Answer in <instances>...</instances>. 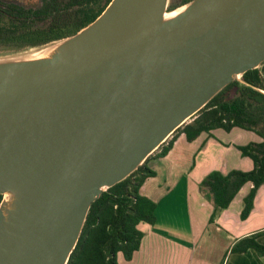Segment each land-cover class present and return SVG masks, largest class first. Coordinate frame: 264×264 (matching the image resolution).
<instances>
[{
    "label": "water",
    "instance_id": "95a60500",
    "mask_svg": "<svg viewBox=\"0 0 264 264\" xmlns=\"http://www.w3.org/2000/svg\"><path fill=\"white\" fill-rule=\"evenodd\" d=\"M168 7L112 0L0 59V264H68L93 203L264 63V0Z\"/></svg>",
    "mask_w": 264,
    "mask_h": 264
},
{
    "label": "trees",
    "instance_id": "16d2710c",
    "mask_svg": "<svg viewBox=\"0 0 264 264\" xmlns=\"http://www.w3.org/2000/svg\"><path fill=\"white\" fill-rule=\"evenodd\" d=\"M173 10V7L168 9ZM25 13L21 23L9 26L0 24L1 51L18 52L41 48L66 39H61L59 35L43 39L36 36L35 32H29L27 28H30L35 15L33 11ZM242 79L245 84L236 81L227 86L199 112L193 122L179 128L174 137L165 142L137 171L104 192L93 203L68 264H119V254L126 261L132 260L144 238L140 225H153L156 222L157 203L141 193L147 180L156 177V172L148 167V163L152 158L163 159L168 156L178 136L182 134L192 143L202 134L212 136L215 130L231 132L239 128L253 132L262 139L260 143L237 146L243 157L252 160L251 171L233 170L228 174L213 171L200 184L201 193L214 204L210 223H214L230 207L244 186L251 184L241 213L242 220L249 218L257 193L264 185V94L261 92L264 91V63L258 69L248 71ZM263 235L264 231L240 239L231 252L245 254L254 250L258 256L264 257V245L259 242Z\"/></svg>",
    "mask_w": 264,
    "mask_h": 264
},
{
    "label": "crops",
    "instance_id": "0c3cea01",
    "mask_svg": "<svg viewBox=\"0 0 264 264\" xmlns=\"http://www.w3.org/2000/svg\"><path fill=\"white\" fill-rule=\"evenodd\" d=\"M243 132L254 134L239 128L231 132L219 129L212 136L202 134L192 143L182 134L168 156L150 160L148 167L156 177L147 180L141 193L157 203L156 222L140 225L144 232L140 250L130 261L119 254V264H264V257L254 250L231 252L240 239L264 231V185L246 220H242L241 213L251 184L242 188L214 223H210L214 204L200 191L201 182L213 171L228 174L241 167L246 172L253 169V162L251 166L237 146L260 143L262 139L257 136L246 142ZM174 154L176 164L168 163L167 177L162 180L160 164ZM259 242L264 245V235Z\"/></svg>",
    "mask_w": 264,
    "mask_h": 264
},
{
    "label": "flooded vegetation",
    "instance_id": "af4514ba",
    "mask_svg": "<svg viewBox=\"0 0 264 264\" xmlns=\"http://www.w3.org/2000/svg\"><path fill=\"white\" fill-rule=\"evenodd\" d=\"M188 1L190 0H169L168 9H177ZM110 2L111 0H0V24L9 26L21 23L25 12L33 11L35 19L30 23L31 29L27 28L29 32H35L36 36L43 39L56 35L61 39L69 38L80 32L83 25L94 22Z\"/></svg>",
    "mask_w": 264,
    "mask_h": 264
},
{
    "label": "rangeland",
    "instance_id": "374dc122",
    "mask_svg": "<svg viewBox=\"0 0 264 264\" xmlns=\"http://www.w3.org/2000/svg\"><path fill=\"white\" fill-rule=\"evenodd\" d=\"M36 2H38V0H36ZM30 4H32V3H30ZM178 8H180V7H178ZM174 10H176V9H174ZM168 12H172V11H168ZM52 46H53V44L52 45H48V46L44 47L43 49H41L39 51H29L30 49L29 50H24V51H18V52L17 51H13L12 52V51H1L0 50V59L9 58V57H29V56H34L35 54L42 53L43 51L47 50L48 48H51ZM243 134L245 135L244 139L247 140L246 142H250L251 140L257 139V135L255 133L252 134V133L243 132ZM174 135H175V133L167 141H170L174 137ZM183 141H184V143H186L185 140H183ZM175 158H176V154H174L167 161H165V162L162 161L161 162V164H160L161 166L160 167L162 169V175H161V179L162 180H164L167 177V173H168L169 170L166 171V168H167L168 163H172V162L174 163L175 162ZM248 161H249V163L252 166V161L249 160V159H248ZM174 164H176V163H174ZM163 168L165 169V171H164ZM241 168L244 169V167H241ZM243 169H241V171H243Z\"/></svg>",
    "mask_w": 264,
    "mask_h": 264
},
{
    "label": "built area",
    "instance_id": "2783aa9c",
    "mask_svg": "<svg viewBox=\"0 0 264 264\" xmlns=\"http://www.w3.org/2000/svg\"><path fill=\"white\" fill-rule=\"evenodd\" d=\"M262 93L264 94V91H262Z\"/></svg>",
    "mask_w": 264,
    "mask_h": 264
}]
</instances>
